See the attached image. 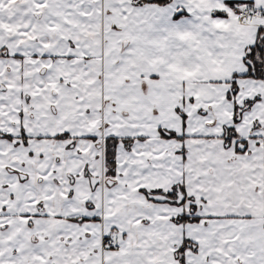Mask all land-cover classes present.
<instances>
[{
	"label": "snow or ice",
	"instance_id": "6c2138e0",
	"mask_svg": "<svg viewBox=\"0 0 264 264\" xmlns=\"http://www.w3.org/2000/svg\"><path fill=\"white\" fill-rule=\"evenodd\" d=\"M0 264H264V0H0Z\"/></svg>",
	"mask_w": 264,
	"mask_h": 264
}]
</instances>
